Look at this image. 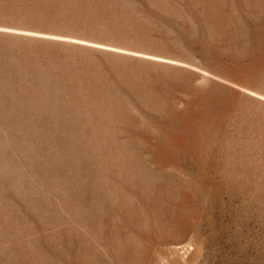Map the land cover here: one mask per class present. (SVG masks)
<instances>
[{"label":"rangeland","instance_id":"374dc122","mask_svg":"<svg viewBox=\"0 0 264 264\" xmlns=\"http://www.w3.org/2000/svg\"><path fill=\"white\" fill-rule=\"evenodd\" d=\"M0 264H264V0H0Z\"/></svg>","mask_w":264,"mask_h":264}]
</instances>
